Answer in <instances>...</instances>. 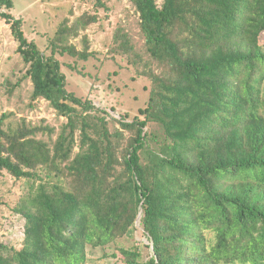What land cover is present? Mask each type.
<instances>
[{
    "label": "trees",
    "instance_id": "obj_1",
    "mask_svg": "<svg viewBox=\"0 0 264 264\" xmlns=\"http://www.w3.org/2000/svg\"><path fill=\"white\" fill-rule=\"evenodd\" d=\"M129 1L148 57L122 27L111 50L142 62L151 79L134 119L67 89L55 51L94 55L87 36L84 50L63 40L97 14L64 22L46 56L8 12L14 1L0 0L32 100L66 118L46 140L40 132L51 127L23 119L12 128L0 117V182L5 173L39 181L15 207L23 245L0 243V264H86L90 248L116 243L137 221L149 258L120 248L114 264H264V0Z\"/></svg>",
    "mask_w": 264,
    "mask_h": 264
},
{
    "label": "rangeland",
    "instance_id": "obj_2",
    "mask_svg": "<svg viewBox=\"0 0 264 264\" xmlns=\"http://www.w3.org/2000/svg\"><path fill=\"white\" fill-rule=\"evenodd\" d=\"M14 8L8 10L22 18L23 30L30 41L49 56L53 53L51 42L64 22L72 26L85 12L97 14L99 20L91 23L79 36H70L64 42L73 43L84 50L83 37L89 40V51L94 52L87 60L58 49L56 57L67 75V89L79 97L90 98L99 108H106L116 117L123 115L134 119L148 103L151 79L143 74L145 65L132 63L129 55L111 50L114 33L118 27L130 32L137 51L147 59L145 40L140 32L139 17L129 0H104L109 8L96 9V0H13ZM6 11L1 9L0 12ZM264 42V40H263ZM18 41L10 25L0 16V117L7 113L6 126L18 127L23 119L31 126H49L53 133L40 132L39 137L55 139L65 117L45 99L33 101L31 79L24 77L27 66L18 53ZM21 79L20 83H18ZM264 93V85H263ZM38 180L19 181L9 173L0 182V243L17 248L23 245L25 218L15 210L16 205L37 187ZM150 240L139 221L132 232L116 243L90 248L86 264H114L122 261L120 248H139L141 260L150 256Z\"/></svg>",
    "mask_w": 264,
    "mask_h": 264
}]
</instances>
